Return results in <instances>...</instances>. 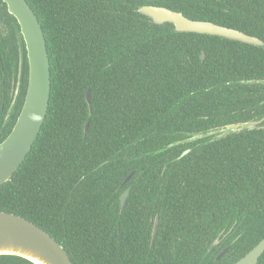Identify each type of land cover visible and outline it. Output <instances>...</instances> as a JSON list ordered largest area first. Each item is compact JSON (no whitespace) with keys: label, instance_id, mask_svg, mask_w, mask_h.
I'll return each mask as SVG.
<instances>
[{"label":"trees","instance_id":"obj_1","mask_svg":"<svg viewBox=\"0 0 264 264\" xmlns=\"http://www.w3.org/2000/svg\"><path fill=\"white\" fill-rule=\"evenodd\" d=\"M26 1L44 33L50 97L30 151L0 186V211L41 227L74 264H232L259 243L264 120L176 142L264 115V47L177 32L138 8L165 6L264 41V0ZM27 84L20 27L0 0V142ZM0 264L33 263L0 255Z\"/></svg>","mask_w":264,"mask_h":264},{"label":"water","instance_id":"obj_2","mask_svg":"<svg viewBox=\"0 0 264 264\" xmlns=\"http://www.w3.org/2000/svg\"><path fill=\"white\" fill-rule=\"evenodd\" d=\"M2 1L20 27L28 59V84L17 119L9 134L0 142V186L10 179L37 138L46 117L51 88L46 41L37 16L26 0ZM138 11L150 17L154 23H171L177 32L215 35L264 47V41L257 36L209 20L190 19L182 12L165 6L146 4L140 6ZM201 57H204V53ZM85 99L90 106L89 89L86 90ZM89 115H91L90 110ZM263 120L264 115L258 119L229 123L206 132H192L189 137L176 143L189 142L209 135L221 138L231 132L251 129ZM88 126L89 121H86L84 133ZM218 131L222 133L218 135ZM189 150H184L181 156ZM132 174L129 173L123 183L128 181ZM128 194L129 188H126L120 195V209L123 208ZM157 223L158 215L154 219L151 238L154 237ZM221 234L222 232L213 240L207 251H211L218 244ZM226 250L227 247L216 256V259H219ZM263 252L264 238L233 264H257ZM0 255L21 257L33 264H74L62 244L49 233L26 218L5 211H0Z\"/></svg>","mask_w":264,"mask_h":264},{"label":"flooded vegetation","instance_id":"obj_3","mask_svg":"<svg viewBox=\"0 0 264 264\" xmlns=\"http://www.w3.org/2000/svg\"><path fill=\"white\" fill-rule=\"evenodd\" d=\"M21 59H22V57H21V53L19 54V64L21 63L20 61H21ZM153 223H154V221H153ZM158 224V223H157ZM230 231V230H229ZM234 233V232H233ZM155 235V234H154ZM234 241V239L233 240H231V242L230 243H232ZM218 244H219V242H218ZM218 244L215 246V247H218ZM227 247V250H226V252L228 251V249H229V247H230V244H225L223 247H221V248H217L218 249V251H217V254H216V256L224 249V248H226ZM226 252H224L223 254H225ZM245 255V254H244ZM243 255V256H244ZM216 256H215V259H216ZM241 258V257H240ZM239 258V259H240ZM237 261V260H236ZM234 263V262H233ZM232 263V264H233ZM257 264H258V262H257Z\"/></svg>","mask_w":264,"mask_h":264},{"label":"rangeland","instance_id":"obj_4","mask_svg":"<svg viewBox=\"0 0 264 264\" xmlns=\"http://www.w3.org/2000/svg\"><path fill=\"white\" fill-rule=\"evenodd\" d=\"M221 133H222V131H218V132H217L218 135L221 134Z\"/></svg>","mask_w":264,"mask_h":264}]
</instances>
